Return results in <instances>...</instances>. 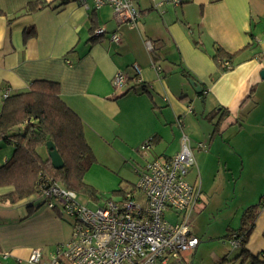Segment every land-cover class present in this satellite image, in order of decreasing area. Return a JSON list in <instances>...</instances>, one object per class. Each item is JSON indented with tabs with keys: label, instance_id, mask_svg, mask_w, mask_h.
Instances as JSON below:
<instances>
[{
	"label": "crops",
	"instance_id": "1",
	"mask_svg": "<svg viewBox=\"0 0 264 264\" xmlns=\"http://www.w3.org/2000/svg\"><path fill=\"white\" fill-rule=\"evenodd\" d=\"M132 1L140 14L134 25L123 23L108 6L94 11L91 3L84 9L60 0H0V109L4 87L15 95L26 92L34 81L57 83L60 99L83 123L95 163H140L134 170L136 183L146 162L179 151L182 133L192 146L208 144L209 152L222 139L228 153L224 163L217 165L224 169V188L233 199L227 206L232 219L226 230L235 231L244 210L256 205L264 192V79L260 78L264 0H184L179 7L159 8L154 7L158 0ZM28 4L35 10L27 11ZM92 16L103 35L91 34ZM30 27L34 35L24 40ZM113 34L119 36L118 42L111 41ZM145 41H150L151 51ZM216 49L228 55L241 52L232 70L220 72L212 58ZM134 64L142 81L137 87L131 80ZM119 72L129 81L116 90L112 79ZM221 110L226 116L220 133L210 140L213 125L205 117ZM177 118L182 119L183 128L176 125ZM236 138L245 140L243 145L242 141L233 145ZM149 139H153L150 151H140ZM38 151L41 157L47 156L45 148ZM12 153L13 146L0 147V166ZM233 157L240 163H233ZM196 165L199 173L202 163ZM12 190L0 187V196ZM33 201L30 196L14 205L0 203V264H30L32 250L48 252L67 240L61 217L43 202L35 205ZM210 206L200 200L198 218ZM220 207L214 205V211ZM29 209L36 211L28 216ZM190 231L199 244L184 264H204L206 250L216 246L205 243L216 237L207 238L204 228ZM263 232L264 206H260L245 248L262 261ZM218 248L207 264H248L233 261L240 249L232 247L229 237Z\"/></svg>",
	"mask_w": 264,
	"mask_h": 264
},
{
	"label": "built area",
	"instance_id": "2",
	"mask_svg": "<svg viewBox=\"0 0 264 264\" xmlns=\"http://www.w3.org/2000/svg\"><path fill=\"white\" fill-rule=\"evenodd\" d=\"M75 3L94 11L108 6L120 20L134 25L140 14L132 0H60ZM184 0H158L155 8L170 4L182 5ZM97 29L95 35H103ZM111 41L118 42L119 36L111 35ZM146 48L152 50L150 41ZM223 66L229 70L230 65ZM157 73L160 69L154 66ZM134 87L141 86L140 68L130 67ZM129 77L117 73L112 79L116 90L123 89ZM10 96V88L4 87L2 100ZM183 128L180 118L175 120ZM149 139L140 146V151L149 152ZM206 144L196 143L194 148L190 138L182 133L180 149L172 157H159L146 162L139 173L138 181L130 191L119 199H108L102 206L89 209L77 199V193L67 190L57 183L45 181L39 187L38 196L44 205L54 210L70 225L69 239L55 245L50 251L32 250L30 264H184L181 254L197 248L199 240L190 231L188 217L195 208L201 194L196 177L188 182L186 176L196 165L194 150L204 151ZM171 210L178 220L171 223L164 219V213ZM233 248L240 246V239L232 236Z\"/></svg>",
	"mask_w": 264,
	"mask_h": 264
},
{
	"label": "trees",
	"instance_id": "3",
	"mask_svg": "<svg viewBox=\"0 0 264 264\" xmlns=\"http://www.w3.org/2000/svg\"><path fill=\"white\" fill-rule=\"evenodd\" d=\"M26 9L35 10L33 4H28ZM96 29L97 23L92 16L89 28L92 35ZM33 30L30 27L24 32V40L32 38ZM100 38L92 37L90 43ZM246 49L247 47L244 50ZM240 53L228 55L216 49L212 58L220 72L224 73L233 69V60ZM225 62L230 65L229 70L223 66ZM225 116L226 111L221 110L220 113L214 112L205 117L213 125L210 140L220 133ZM47 142L54 144L62 158V169L55 170L48 156L41 157L38 150L45 148ZM0 143L13 146L11 157L0 166V187H12L13 190L0 196V203L14 205L37 195L40 185L45 181L57 183L67 190L87 195L97 201L96 190L84 181L85 174L95 163V156L84 137L81 119L60 99L57 83L34 81L26 92L10 95L3 100L0 110ZM125 192L120 188L113 191V196ZM260 206H264V192L256 205L244 210L239 228L227 231L225 238L235 236L240 239V252L234 262L241 260L242 263L264 264L259 255H251L245 248ZM35 211L36 209H29L28 216Z\"/></svg>",
	"mask_w": 264,
	"mask_h": 264
},
{
	"label": "rangeland",
	"instance_id": "4",
	"mask_svg": "<svg viewBox=\"0 0 264 264\" xmlns=\"http://www.w3.org/2000/svg\"><path fill=\"white\" fill-rule=\"evenodd\" d=\"M238 138H236L237 140L232 142L233 145L235 143H239V141H242L238 140ZM252 139L255 141V137H252ZM244 141L245 140L241 142V145H243ZM2 145L3 144L0 143V147H2ZM236 146L238 147V145ZM192 147L194 148V146ZM227 147L228 144L226 142H224L222 139H218L214 146L213 152L210 151L211 154L208 151V144L206 145L204 151L195 149L193 152L195 163H202V165L199 166V173H197V165H195V167L191 169L186 176V180L188 182H194V179L197 176L201 190L199 198L202 203H206L207 201L208 204H211L210 208L206 211L205 216L203 215L198 218L197 206L200 203L199 200L188 217V223L192 230H194V228H204V230L207 232V234L205 235L207 238L216 237L212 241H208L206 239L203 240V242L208 241L205 244L209 243V246L216 245L214 246L215 248L213 251H211L210 249L206 250L204 264L211 263L212 252H215L218 247H221L222 242H225V234H227V221L232 219V212H228L227 206L233 204V199L230 198L231 196L229 197V195L227 194L228 190L224 188L225 184L222 180L224 169L221 165H217V163H224L223 156H226L228 153ZM231 160H233V163H240V159L238 157H233L231 158ZM139 168L140 163H93L90 169L85 174L84 181L96 190L98 199L97 201H95L87 195L77 194L78 201L86 205L89 209H96L99 206L98 204H103L106 200L114 197L113 191H117L120 188H123L126 191H130L131 185L136 184L137 180V176L134 170ZM220 182L222 184H220ZM33 200L35 205L43 202V200H41V198L36 194L33 195ZM217 204H220L221 207L218 211H214V205ZM60 219H62L65 236L68 240L70 236V225L63 218ZM164 219L171 223H174L177 220V216L171 210H167L164 213ZM228 247L230 246L227 244V248ZM191 252L192 251L183 252L181 254V259L183 261H190ZM193 264H201V262L197 261Z\"/></svg>",
	"mask_w": 264,
	"mask_h": 264
},
{
	"label": "water",
	"instance_id": "5",
	"mask_svg": "<svg viewBox=\"0 0 264 264\" xmlns=\"http://www.w3.org/2000/svg\"><path fill=\"white\" fill-rule=\"evenodd\" d=\"M260 78L264 79V69L260 71ZM191 85H193L197 89V91L200 90V87L194 81H191ZM45 149H46L47 156L50 160L52 167L55 170L62 169L64 166V163L62 161V158L58 154L54 144L52 142H47L45 145Z\"/></svg>",
	"mask_w": 264,
	"mask_h": 264
}]
</instances>
